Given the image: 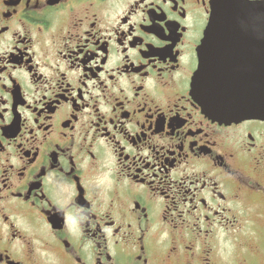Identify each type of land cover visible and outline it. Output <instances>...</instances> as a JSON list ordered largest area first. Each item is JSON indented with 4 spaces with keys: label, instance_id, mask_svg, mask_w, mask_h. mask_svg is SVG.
<instances>
[{
    "label": "flooded vegetation",
    "instance_id": "flooded-vegetation-1",
    "mask_svg": "<svg viewBox=\"0 0 264 264\" xmlns=\"http://www.w3.org/2000/svg\"><path fill=\"white\" fill-rule=\"evenodd\" d=\"M212 2L0 0V264H264V118L196 93Z\"/></svg>",
    "mask_w": 264,
    "mask_h": 264
},
{
    "label": "water",
    "instance_id": "water-1",
    "mask_svg": "<svg viewBox=\"0 0 264 264\" xmlns=\"http://www.w3.org/2000/svg\"><path fill=\"white\" fill-rule=\"evenodd\" d=\"M204 36L195 75V84L202 89L195 87L206 114L223 122L264 118V0H213ZM217 37H227L225 45L235 52L242 50L237 64L233 54L226 57L233 64L225 66L224 72L208 48L219 46Z\"/></svg>",
    "mask_w": 264,
    "mask_h": 264
}]
</instances>
